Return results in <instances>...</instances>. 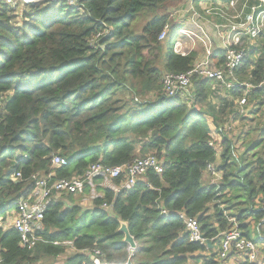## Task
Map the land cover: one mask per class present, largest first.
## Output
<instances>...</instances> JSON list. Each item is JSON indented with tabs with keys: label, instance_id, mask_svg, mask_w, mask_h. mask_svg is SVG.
Returning <instances> with one entry per match:
<instances>
[{
	"label": "trees",
	"instance_id": "1",
	"mask_svg": "<svg viewBox=\"0 0 264 264\" xmlns=\"http://www.w3.org/2000/svg\"><path fill=\"white\" fill-rule=\"evenodd\" d=\"M173 1L56 0L13 9L0 0L3 264H43L67 250L73 253L63 264L224 263L212 247L190 241L180 212L198 219L213 247L237 226L262 247L264 257V88L249 90L252 107L244 116L237 101L245 87L220 89L195 77L188 100L166 96L164 75L187 72L198 58L194 51L182 56L169 50L170 30L181 27L161 11ZM167 26L168 35L160 39ZM245 51L237 76L257 86L264 79V42ZM215 59L221 67L225 51ZM217 91L226 95L214 104ZM228 110L248 127L237 137L241 153L222 130ZM151 154L163 163V173L148 171L132 190L116 193L98 185L92 208L80 205L81 194L53 199L33 250L20 247L19 233L6 228L17 203L31 194L34 174L72 178L93 164L129 166ZM55 155L67 165L53 167ZM210 164L221 174L215 185L204 183ZM124 180L113 182L120 186ZM121 222L128 224L137 250L124 243ZM66 241L72 248L56 244Z\"/></svg>",
	"mask_w": 264,
	"mask_h": 264
},
{
	"label": "built area",
	"instance_id": "2",
	"mask_svg": "<svg viewBox=\"0 0 264 264\" xmlns=\"http://www.w3.org/2000/svg\"><path fill=\"white\" fill-rule=\"evenodd\" d=\"M8 6L13 9L19 8L25 4H40L45 1L56 0H2ZM70 4H74L76 0H67ZM239 1L241 0H229L227 6L236 9ZM246 0L245 6L249 10V14L246 16L244 22H236L228 20V25L225 26L228 35L223 37V47L225 51L224 64L215 68L212 64L213 50L211 44L207 43L208 36L201 30L202 36L194 34V31L190 32L188 29H180L178 36H188L194 41V38L201 40L206 49L204 57L197 61L192 69L184 73H167L162 79L163 93L170 97H178L183 100H188L192 88L193 79L195 77L203 80H211L216 83L220 89H233L235 87H245L246 93L237 101V108L239 114L247 115L251 110V105L248 103V92L251 89L264 88V79L257 85L253 86L249 83H240L237 76V71L241 67L244 59L248 56L244 48V39H249L251 42H255L260 36L264 34V0H253L255 5L249 6ZM194 15L197 17V13L193 6L191 7ZM211 10H208L210 13ZM219 15H223L221 8L218 12ZM243 11L234 15V19H242ZM194 23V21H193ZM169 27L167 26L165 32L160 39H164L168 35ZM192 34V35H190ZM194 37V38H193ZM175 42L174 51L182 56L188 55L181 51H177ZM4 95L0 96V108L4 102ZM211 146L216 148L220 152V148L212 142ZM53 167L67 165L66 159L55 155L52 160ZM153 170L156 174L163 173V163L153 155L143 156L136 159L129 166L120 167H106L102 164H93L82 174L72 178L56 179L54 173L49 174H34L32 176L33 190L27 197L22 198L17 203V210L15 214L7 221L6 228L15 229L20 235V247L33 250L36 245L41 241L38 232L43 230V221L47 208L51 204L53 199L61 196H67L70 194L82 196L85 195V189L87 186L91 189L92 198H97L100 194H95L97 186L100 185L105 188H111L116 193L123 190H132L140 182L146 173ZM206 174L211 178L214 184H218L221 180V174L216 171L214 165H208ZM125 176V180L120 186L114 185L115 180ZM99 178L103 181L98 183ZM14 179L18 181L21 179V174L14 176ZM92 199V200H93ZM105 209H109L105 203L103 206ZM162 215L169 216V212L162 210ZM180 220L185 224L186 231L189 235V239L193 243H199L202 246H208L211 244L213 247V241L208 240L202 232V226L197 218L189 217L185 213L180 212L178 214ZM235 224V219L231 220ZM62 244L66 247L72 248L73 243L66 241ZM218 261H226L232 255L233 257L239 256L243 261L249 264H264V257L262 247L254 240L248 239L242 235L237 226H234L231 230L221 234L219 244L215 249ZM0 264H3V260L0 259ZM129 264V263H128Z\"/></svg>",
	"mask_w": 264,
	"mask_h": 264
},
{
	"label": "rangeland",
	"instance_id": "3",
	"mask_svg": "<svg viewBox=\"0 0 264 264\" xmlns=\"http://www.w3.org/2000/svg\"><path fill=\"white\" fill-rule=\"evenodd\" d=\"M35 5H38V4H35ZM192 6L195 9V12L197 13V17L194 15V12L191 9ZM205 8H206V6L202 7L201 11L197 10L195 8L193 0H175V1L171 2L170 4H168L166 6V8L161 11V13L162 14L166 13L167 15L171 16V21H172L173 26H176L177 24L179 25V23H183L186 20L187 21V23H186L187 27L191 26V28H188V30L190 32L194 31V34L199 36L201 34L202 28H200V26L197 25L196 22H201V23L207 22V21H205V16L210 15L207 13ZM192 21H194V23H192ZM145 24H146V22L143 23V25H145ZM204 29L206 30L207 28L204 27ZM197 30H200V32L197 33L196 32ZM178 33H179L178 28H174V29L172 28L170 30V33L168 36L169 50L171 51L173 49V47L175 46V42H177L178 43V45L176 44V46H177L176 50L177 51H181L183 53H189L190 51L191 52H193V51L197 52L198 53L197 61H200L204 57V54H205L204 43L201 40L196 39L194 37H193L194 38V41H193L192 39L189 38V35L188 36H180L179 35L178 38L176 39V36ZM190 35H192V34H190ZM217 93L218 94H215L212 97V99H214L213 102H215V103H217L219 101V98L225 97V95H226V93L222 92V91H217ZM248 116L250 119L253 118V115L251 113ZM222 120H225V123H224L223 128H222L223 132L226 133V135L228 137H232L234 139L236 148L238 149L239 153H241L243 151V143H242V140L237 141V137L243 129L248 130V127L245 128L246 122H243L242 120L235 119V115L230 114L229 110H228V113L222 115ZM261 120L263 122L264 117L261 118ZM258 123L259 122H257V124ZM216 137H218V136H216ZM218 139H219V142L221 143L222 140L219 137H218ZM238 151L236 153L239 155ZM151 155H154V154H151ZM94 193L100 194L96 190ZM83 196H82L83 199H81L80 196H78V198H80L81 200H86V203H88V205H89L88 207L92 208V204H93L92 199L93 198H92L91 191H89L88 193H86ZM256 226H257V224L254 222L252 224L251 228L254 229V227H256ZM254 234L255 233L253 232V235ZM72 253H73L72 250H67V253L65 256H62V257L58 258L57 260H52V259L44 260L43 264H57V263L63 264L65 259L68 256H70ZM189 264H203V263H202V261L201 262L194 261V262H189ZM218 264H243V262L239 258H237V259L236 258H230V259L226 260L224 263H218Z\"/></svg>",
	"mask_w": 264,
	"mask_h": 264
},
{
	"label": "crops",
	"instance_id": "4",
	"mask_svg": "<svg viewBox=\"0 0 264 264\" xmlns=\"http://www.w3.org/2000/svg\"><path fill=\"white\" fill-rule=\"evenodd\" d=\"M228 2H229V0H200V1L193 0V3H194L195 8L197 10L201 11V8L204 6H206L205 9H206L207 13H208V10H211V12L208 13L210 15L205 16V21H207V22H204V23L196 22V23H197V25L200 26V28H202L201 30H203L208 36L209 40L207 41V43L211 44V46H212V50H213L212 64L215 68H219V66H217L219 61L215 59V55L219 54V52L221 50L224 51L223 37L228 35L227 29L225 28V26H227L229 24L228 20L236 21V22H240V21L244 22L246 20V16L249 14V10L246 7H244L246 0L239 1L236 9H233V8L227 6ZM255 4H256V2L253 0H251L250 2L247 3V5H249V6H253ZM197 5H199V8L197 7ZM220 8H221L223 15L218 14ZM241 10L243 11L242 19H234V15L236 13H239ZM186 23H187L186 20L183 23H179V26L181 27V29L191 28V26L187 27ZM192 23H193V21H192ZM204 27L207 28L206 29L207 31L204 29ZM196 32L199 33L200 30H197ZM199 36H202V34H200ZM263 42H264V34L262 36H260V38H258L255 42H251L249 39H244V48L246 49V47H248V46H256L258 48V47H260V45L263 44ZM204 47H205V45H204ZM205 49H206V47H205ZM212 100H214V99H212ZM213 103L215 104V102H213ZM204 183H205V185H210V184L215 185L212 182L211 178L207 174L205 176ZM80 205L82 207H85V208L86 207L90 208V207H88L89 205H88V203H86V200H82ZM14 214H15V211L12 213V215H14ZM12 219H13V216H12ZM252 224L253 223H251V226H252ZM250 229H252V228H250ZM258 229H259V226H256V227H254V229H252V231L255 233L254 236H256V230H258ZM253 232H252V234H253ZM217 246H218V244H215L214 247H212V250L215 251ZM232 258L241 259L239 256L232 257ZM244 263H246V262L244 261ZM57 264H59V263H57Z\"/></svg>",
	"mask_w": 264,
	"mask_h": 264
},
{
	"label": "water",
	"instance_id": "5",
	"mask_svg": "<svg viewBox=\"0 0 264 264\" xmlns=\"http://www.w3.org/2000/svg\"><path fill=\"white\" fill-rule=\"evenodd\" d=\"M19 182V181H17ZM123 235H124V243L128 244L130 247V250L135 251L137 250V243L134 239V237L131 235L129 231V226L126 222H121L120 230H119ZM211 247V244L209 245Z\"/></svg>",
	"mask_w": 264,
	"mask_h": 264
}]
</instances>
